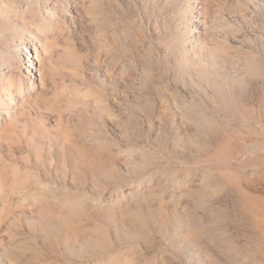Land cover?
<instances>
[{"label":"rangeland","instance_id":"1","mask_svg":"<svg viewBox=\"0 0 264 264\" xmlns=\"http://www.w3.org/2000/svg\"><path fill=\"white\" fill-rule=\"evenodd\" d=\"M18 55L0 264H264V0H0Z\"/></svg>","mask_w":264,"mask_h":264},{"label":"bare ground","instance_id":"2","mask_svg":"<svg viewBox=\"0 0 264 264\" xmlns=\"http://www.w3.org/2000/svg\"><path fill=\"white\" fill-rule=\"evenodd\" d=\"M33 8L30 7L29 13L32 14ZM33 15V14H32ZM51 17H55L54 14L50 15ZM50 17V18H51ZM37 16H32V19L35 20ZM40 22L41 25H40ZM40 22L36 24L38 32L40 34H46L47 29L50 27L49 22L44 18H41ZM40 25V26H39ZM36 49V47H33ZM14 69H11L9 75H1L0 74V105L7 103L8 105H12L15 95L17 94L20 97H24L27 93V84L31 83L33 80V72L28 70V68L24 69L22 66L27 65V62L18 55V60L15 62ZM30 68H33L32 64L29 65ZM12 108H8L6 111L2 113V115H6L7 117H11ZM0 122V128H1ZM4 163L0 157V197L7 195L8 192L4 189V182L6 179H15L17 177V173L14 170H9L4 167Z\"/></svg>","mask_w":264,"mask_h":264}]
</instances>
